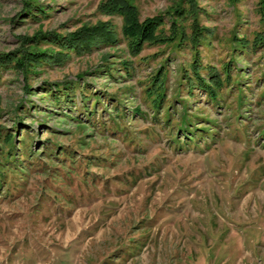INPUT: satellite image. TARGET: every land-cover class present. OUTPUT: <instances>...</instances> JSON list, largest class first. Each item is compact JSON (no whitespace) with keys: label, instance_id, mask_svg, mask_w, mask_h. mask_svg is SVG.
Listing matches in <instances>:
<instances>
[{"label":"rangeland","instance_id":"rangeland-1","mask_svg":"<svg viewBox=\"0 0 264 264\" xmlns=\"http://www.w3.org/2000/svg\"><path fill=\"white\" fill-rule=\"evenodd\" d=\"M24 1L0 0V53L82 27L116 44L38 63L29 89L0 71V264H264L260 0H197L198 46L188 17L180 47L137 57L106 0ZM180 1L128 0L139 21ZM161 65L163 97L148 96ZM211 70L215 100L197 81Z\"/></svg>","mask_w":264,"mask_h":264},{"label":"trees","instance_id":"trees-1","mask_svg":"<svg viewBox=\"0 0 264 264\" xmlns=\"http://www.w3.org/2000/svg\"><path fill=\"white\" fill-rule=\"evenodd\" d=\"M234 1V0H233ZM183 2L187 5L183 6ZM33 0L24 1L26 12L33 10ZM105 14L117 15L122 19L121 35L122 39L126 43V48L129 56L137 57L146 46L160 47L166 45L175 44L180 47L185 42V32L181 28V21L184 18L193 17V27L189 40L193 42L194 48L199 44V38L202 34V28L198 27L197 12L200 9L197 5V0H181L176 7L167 12L166 15L157 16L154 19L139 21L136 8L131 5L128 0H106L102 5ZM39 11V10H38ZM39 12H43L40 10ZM259 12L261 14V21L264 24V0L259 2ZM164 17H169V32L165 34L161 28L165 21ZM103 46H111L116 44L114 36L105 32L99 26L93 29L88 27H82L78 31L73 32L69 36L59 35L57 32L49 31L46 33H40L27 38L24 42H21L22 47L13 52L0 53V71L1 70H14L22 72L25 80V89H29L26 81L29 79V73L32 72V68L36 67L38 63L48 65V63H64L66 59H62V55L68 56V53L82 54L89 52L91 49L96 48L97 41ZM177 40V43H174ZM178 42L180 44H178ZM112 43V44H109ZM98 44V45H99ZM254 45L258 48L264 49V30L256 35ZM47 46V48H44ZM54 48L58 50L56 52ZM125 65V63H124ZM31 68V69H30ZM126 70H128L125 67ZM211 74L206 80L198 75V86L203 88L209 98L215 100L218 96L217 89L220 90L222 86V80L219 79L216 71L211 70ZM225 76V81L229 82V72ZM126 73H129L128 71ZM155 77L151 81L152 89L148 90L147 95L158 94L159 98L163 97V93L160 95V89L164 88L165 84V71L163 65H161L155 73ZM190 82V81H189ZM190 85V83H188ZM165 89V88H164ZM209 89V90H207ZM51 90V89H48ZM161 105V100L159 99ZM13 135L6 134L3 143H9Z\"/></svg>","mask_w":264,"mask_h":264}]
</instances>
